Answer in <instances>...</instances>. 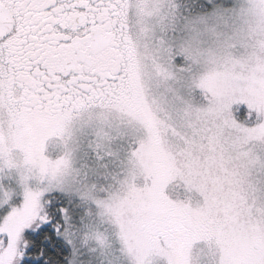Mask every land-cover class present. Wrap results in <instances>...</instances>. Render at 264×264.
Masks as SVG:
<instances>
[{
	"label": "snow or ice",
	"instance_id": "6c2138e0",
	"mask_svg": "<svg viewBox=\"0 0 264 264\" xmlns=\"http://www.w3.org/2000/svg\"><path fill=\"white\" fill-rule=\"evenodd\" d=\"M230 2L0 0V264H264V0Z\"/></svg>",
	"mask_w": 264,
	"mask_h": 264
},
{
	"label": "rangeland",
	"instance_id": "374dc122",
	"mask_svg": "<svg viewBox=\"0 0 264 264\" xmlns=\"http://www.w3.org/2000/svg\"><path fill=\"white\" fill-rule=\"evenodd\" d=\"M153 2L160 3L163 5L177 3L178 0H153ZM246 0H231L230 7H238L240 4L245 3ZM150 24L154 27L155 38L158 41H162V43L157 44V49L164 48L165 50L170 49L173 45H178L182 38L184 37L183 29H182V21L177 22V27H172V22L169 20L164 27H160L159 24H156L155 21H150ZM175 33V35L173 34ZM166 41V42H163ZM152 41L149 40V43ZM215 80L209 79L207 83V87L212 89L215 87ZM196 102H200V97L197 95L195 97ZM46 121L42 119H24L19 113L13 120L14 128V136L20 142L25 143H36L38 142L48 131V127L46 126ZM81 121L78 119L73 124V134L77 140L81 138ZM75 160L77 166H81L87 164L88 161L83 157L80 151H77L75 154ZM218 241L222 245L223 250L225 252H232L238 250L242 244L243 240L238 235H231L228 233H223L218 236ZM199 255V253H197ZM127 264V261H125ZM158 264H164L163 261H159Z\"/></svg>",
	"mask_w": 264,
	"mask_h": 264
},
{
	"label": "flooded vegetation",
	"instance_id": "af4514ba",
	"mask_svg": "<svg viewBox=\"0 0 264 264\" xmlns=\"http://www.w3.org/2000/svg\"><path fill=\"white\" fill-rule=\"evenodd\" d=\"M22 117H24V119H29L31 118V120H34L35 118L36 119H42L44 121H46V126L49 128V121H48V117L44 114V113H41V112H38V111H28V110H25L24 112L22 113H19Z\"/></svg>",
	"mask_w": 264,
	"mask_h": 264
}]
</instances>
